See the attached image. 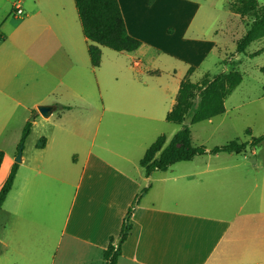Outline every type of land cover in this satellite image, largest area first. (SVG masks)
Instances as JSON below:
<instances>
[{"label":"crops","instance_id":"obj_1","mask_svg":"<svg viewBox=\"0 0 264 264\" xmlns=\"http://www.w3.org/2000/svg\"><path fill=\"white\" fill-rule=\"evenodd\" d=\"M117 1L127 33L142 44L172 31V24L153 10L158 3L175 0ZM14 8L30 18L24 28L30 41L15 44L1 35V48L11 46L25 65L45 64L53 80L66 87V61L84 59L87 48L84 39L81 44L66 36L79 22L75 6L68 3L66 8V0H18ZM135 82L140 86L131 93L144 94L145 84ZM2 89L16 106L26 109L31 104L22 94ZM51 105L52 113L61 109L58 118L63 121L52 126L42 148L35 145L28 154L21 153L20 163L10 162V169L17 164V171L0 208L16 218L11 231L18 234L17 223L30 233L42 227L45 214L52 221L56 209L63 207L51 264L60 250L66 253V264H103L102 251L111 237L117 243L128 208L147 187L132 210L130 234L120 245L117 264H264V153L199 156L189 162L200 160V165L188 170L133 175L123 167L129 162L124 155L107 158L93 152L94 136L66 137V102L55 99ZM51 221L43 226L45 235Z\"/></svg>","mask_w":264,"mask_h":264},{"label":"rangeland","instance_id":"obj_2","mask_svg":"<svg viewBox=\"0 0 264 264\" xmlns=\"http://www.w3.org/2000/svg\"><path fill=\"white\" fill-rule=\"evenodd\" d=\"M17 1L0 0V87L6 88L1 91L8 89L19 96L22 94L28 103L35 100L42 103L30 104L25 109L0 93V150L5 154L0 167V188L9 172L10 162L16 163L19 147L21 153L28 154L41 138H46L53 125L63 121L58 118L60 108L47 118L37 110L38 106H52L55 99L66 102V137L94 136L92 151L107 158H115L116 153L124 155L129 162L122 163L121 160V163L133 175L143 172L139 161L159 136L163 135L169 141L184 126L190 130L192 144L208 150L236 139L242 143L250 142L251 138L264 134V73L259 70L264 67V52L249 56L264 47V37L252 42L245 52H236V42L245 34L250 18L241 20L230 12L234 0L158 3L153 11L165 24H172L170 33L157 34L156 39L141 43L138 50L131 53L99 47L98 68L90 67L87 48L83 47L84 59L74 57L75 62L66 61V71L69 72L66 87L53 80L44 69L45 64L29 62L25 65L20 63L11 46L1 48V35L15 44L30 41L24 29L30 26V18L25 12L16 16L14 5ZM68 3L74 5L72 0H66V8ZM258 3L264 6V0H258ZM190 14H194L192 19ZM147 21L153 25L151 20ZM75 28V31L68 28L67 39L82 44L84 38L79 22ZM84 41L88 46L89 43ZM190 67L193 68L189 75L192 83L205 76L231 71L239 72L242 81L225 99L222 115L193 125H189L186 118L182 125H174L166 121V115L174 102L178 85ZM135 81L145 84L144 94L131 93L140 86ZM52 90V94L49 93ZM26 124L31 126V131L20 142ZM251 151L264 153V143L248 149L245 154ZM194 161L193 164L177 163L168 171L188 170L200 165L197 162L200 160ZM156 175L159 172H154ZM45 216L40 219L42 227L30 233L24 232L17 223L16 234L11 231L16 218L9 217L6 208L0 210V264H51L53 248L61 230L63 207L56 209L52 221ZM50 221L51 231L45 235L43 226ZM54 264H66V253L60 250Z\"/></svg>","mask_w":264,"mask_h":264},{"label":"trees","instance_id":"obj_3","mask_svg":"<svg viewBox=\"0 0 264 264\" xmlns=\"http://www.w3.org/2000/svg\"><path fill=\"white\" fill-rule=\"evenodd\" d=\"M73 3L82 36L89 43L87 54L92 68H98L100 65L99 47L118 53H131L140 47L141 42L131 37L126 31L117 0H73ZM230 8V12L239 19L250 18L245 34L236 42V52L243 53L252 42L264 37V6L260 5L258 0H234ZM262 52L264 47L249 56L254 57ZM259 70L264 73V67H260ZM192 72L193 68L190 67L186 77L178 85L174 104L166 115L168 123L182 125L187 118L189 125H193L222 115L225 112V99L242 81V75L239 72L231 71L213 77L205 76L199 82L192 83L189 80ZM29 133L30 125L26 124L22 130L20 142H23ZM262 143H264V134L251 138L250 142L242 143L236 139L208 150L202 145H193L190 130L184 126L169 141L165 136H159L145 150L139 166L144 175L149 176L154 171L163 172L174 164L189 162L195 157L206 154H244L248 149H254ZM43 145L44 138H41L36 148H42ZM3 159L4 153L0 150V167ZM16 171L17 164H13L0 188V208L12 187ZM147 189L148 187L137 194L128 208L117 243L114 244L112 237L109 239L106 249L102 251L103 264H117V259L121 255L120 245L130 234L132 210Z\"/></svg>","mask_w":264,"mask_h":264},{"label":"water","instance_id":"obj_4","mask_svg":"<svg viewBox=\"0 0 264 264\" xmlns=\"http://www.w3.org/2000/svg\"><path fill=\"white\" fill-rule=\"evenodd\" d=\"M37 110L42 117L47 118V117H49V115L54 110V107L43 105V106H38ZM20 156H21V147H19V149H18V153H17L16 159H15L16 163H20Z\"/></svg>","mask_w":264,"mask_h":264},{"label":"built area","instance_id":"obj_5","mask_svg":"<svg viewBox=\"0 0 264 264\" xmlns=\"http://www.w3.org/2000/svg\"><path fill=\"white\" fill-rule=\"evenodd\" d=\"M22 12L20 10V8H16V15H20Z\"/></svg>","mask_w":264,"mask_h":264}]
</instances>
